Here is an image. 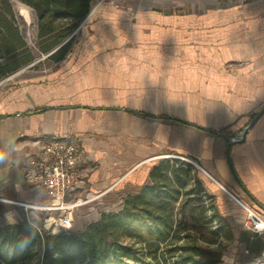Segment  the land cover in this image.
Segmentation results:
<instances>
[{"label": "crops", "instance_id": "1", "mask_svg": "<svg viewBox=\"0 0 264 264\" xmlns=\"http://www.w3.org/2000/svg\"><path fill=\"white\" fill-rule=\"evenodd\" d=\"M88 15L49 74L0 90V207L59 202L25 178L28 157L49 137H68L82 151L76 195L139 189L163 158L182 154L197 161L233 239L261 256L264 235L244 225L246 210L228 192L256 205L232 174L224 135H238L264 106V0H177L169 8L106 0ZM230 151L264 204V113Z\"/></svg>", "mask_w": 264, "mask_h": 264}, {"label": "trees", "instance_id": "2", "mask_svg": "<svg viewBox=\"0 0 264 264\" xmlns=\"http://www.w3.org/2000/svg\"><path fill=\"white\" fill-rule=\"evenodd\" d=\"M21 1L36 12L38 49L49 52L88 16L94 0ZM71 45L69 39L48 57L56 62L62 60ZM24 47L10 0H0V78L34 59L32 54H26L28 50ZM195 203H199L202 212H211L207 214L211 227L213 220H217L218 225L212 230L216 235L214 242L223 236L233 239L229 223L218 213L195 167L180 158H163L150 171L149 182L138 192L129 194L120 210L102 212L99 219L80 231L41 233L27 221L0 228V264L8 262L1 252L5 243L10 249L25 247L26 252L31 251L34 264H127L126 258L140 262L141 254L148 253L155 261L161 256L165 260L174 258L176 264H219L221 252L206 255L197 235L185 232L187 228L181 225L177 227L179 221L175 215L185 214L187 206ZM250 207L264 216L257 205ZM133 225L145 233L139 234L138 243L148 245L147 253L136 242L126 244L121 240L125 235H133ZM162 244L165 249L161 248Z\"/></svg>", "mask_w": 264, "mask_h": 264}, {"label": "rangeland", "instance_id": "3", "mask_svg": "<svg viewBox=\"0 0 264 264\" xmlns=\"http://www.w3.org/2000/svg\"><path fill=\"white\" fill-rule=\"evenodd\" d=\"M14 1L22 2L31 9L33 13V21L31 23H26L25 20L18 14L14 5ZM104 1L106 0H94L92 2L91 10L97 4ZM137 1L142 2L149 6H163L169 8L170 6H175V1L177 0H137ZM10 2L12 4V8L15 13L16 25L19 27V31L25 42L24 48L28 50L26 51V54H32L34 59L30 63L23 64L17 70L10 72L0 78V90L3 93H5L17 79H21L28 76H36L40 74H49V72L55 67L56 61L50 59L48 56L52 52H54L60 45L67 42L69 39H71L72 41V45L69 48L71 49L74 45L75 39L79 36L80 30L83 27H85L89 22H91L89 20L90 18L89 16L83 18L82 20H80L74 31L64 40V42H62L61 44H59V46L55 47L49 52H41L37 47L38 19L35 10L21 0H10ZM65 26H67V23L65 24ZM228 67L234 68L233 63L229 62ZM235 134L236 133L231 134L229 136H234ZM180 155L190 157L187 155H182V154ZM168 158H173V157H168ZM194 167L198 169L197 166ZM77 189L78 188H76L70 194H68L65 197V201L75 202L77 200H81L85 202L72 208L71 216L73 223L69 229L56 230L54 228L55 222L61 213L59 210H43L36 207L26 208L24 205L23 206L12 205L8 203H5L0 207V228L3 229L9 225L12 226L27 221L30 224L36 226L41 233H50V232L58 233L62 231L77 232L83 229L84 226L87 225L88 223L99 219L102 212H116L120 210L123 207L125 198L129 194L136 193L139 190L136 188H132L131 190L127 189L126 191L114 190L110 193H106L104 195H100L97 198L89 200V197H91L93 194H98V193L92 194L90 192H82V194L76 195L78 193ZM52 204L54 203H49L47 205H52ZM198 204L199 203H195V205L192 207L187 206L185 214L178 213L177 215H175V218L179 221L177 227L181 225L182 227L187 228L185 232L197 235L201 249L204 252H206V255L209 254V252H215V253L221 252L222 253L221 261L219 264H248L249 262L254 261L256 259L264 258V254H263L264 252L262 253L261 256L255 258L249 257L245 252L244 247L241 246L240 241H238L237 239L231 240L228 237L223 236L220 237L219 240L214 242L213 240L214 238H216V235L212 233V230H214L217 227L218 225L217 220H213L214 224L211 227L207 221L208 220L207 214H210L211 212H207V213L202 212ZM244 219H243V223H244ZM132 229H133L132 230L133 235L131 236L125 235L121 238V240L126 244H132L136 242L135 243L136 246H142V248H144L143 251L146 252L145 247L148 248V245L144 243H138L139 234H145V233L142 231V229H139L137 225H133ZM162 247H164L165 249V246L163 244L161 245V248ZM154 248L155 247L152 246L151 251H153ZM1 252L2 254L5 255L6 260H8V262L4 264H34L35 262L34 261L35 259H33L31 251H29L30 253L26 252L25 247L10 249L8 248V245L5 243V245H3V247L1 248ZM141 256L143 257V259L140 262H136L129 258H126V262L127 264H176L173 260L174 258L171 257H168V259L165 260L160 256V259H158L159 261H155V259L149 253L144 255L141 254Z\"/></svg>", "mask_w": 264, "mask_h": 264}, {"label": "built area", "instance_id": "4", "mask_svg": "<svg viewBox=\"0 0 264 264\" xmlns=\"http://www.w3.org/2000/svg\"><path fill=\"white\" fill-rule=\"evenodd\" d=\"M179 156V157H174ZM167 157L180 158L199 167L197 162L186 156L168 154ZM82 151L75 140L68 137H49L40 141L38 151L28 157L24 168L26 180L33 187L44 190L49 196L59 199L52 205L17 202L26 208L36 207L43 210H59L60 216L55 222L56 230H67L72 226V208L85 201H65V197L83 182L81 169ZM226 189L222 184H220ZM227 190V189H226ZM228 191V190H227ZM246 210L245 226L257 234H264V216L243 203L228 191ZM101 193L93 194L89 200L97 198ZM264 254V253H263Z\"/></svg>", "mask_w": 264, "mask_h": 264}, {"label": "water", "instance_id": "5", "mask_svg": "<svg viewBox=\"0 0 264 264\" xmlns=\"http://www.w3.org/2000/svg\"><path fill=\"white\" fill-rule=\"evenodd\" d=\"M93 10V9H92ZM91 10V11H92ZM90 11V12H91ZM89 16V15H88ZM264 113V106L261 110H259L257 112V114L250 120V122L243 128V130L238 134V135H234V136H225V138L227 139V146H226V158L228 161V164L231 168L232 174L235 177L236 181L238 182V184L241 186V188L245 191V193L256 203V205L262 209V211H264V204L262 202H260L252 193L251 191L246 187V185L243 183V181L241 180L240 176L238 175L234 165H233V161L231 158V147L233 144L235 143H240L243 142L246 138L247 133L249 132V130L252 128V126L254 125V123L258 120V118ZM220 133V132H219ZM222 135V133H220ZM174 157H179V156H174Z\"/></svg>", "mask_w": 264, "mask_h": 264}, {"label": "bare ground", "instance_id": "6", "mask_svg": "<svg viewBox=\"0 0 264 264\" xmlns=\"http://www.w3.org/2000/svg\"><path fill=\"white\" fill-rule=\"evenodd\" d=\"M14 5L18 14L25 20L26 23H31L33 21V13L27 5L19 1H14ZM248 264H264V258L256 259L254 261L249 262Z\"/></svg>", "mask_w": 264, "mask_h": 264}, {"label": "clouds", "instance_id": "7", "mask_svg": "<svg viewBox=\"0 0 264 264\" xmlns=\"http://www.w3.org/2000/svg\"><path fill=\"white\" fill-rule=\"evenodd\" d=\"M4 159V154L2 151H0V160H3Z\"/></svg>", "mask_w": 264, "mask_h": 264}]
</instances>
